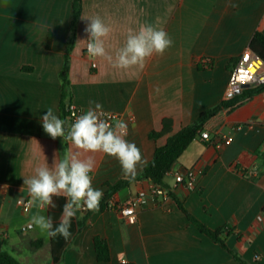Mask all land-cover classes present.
I'll use <instances>...</instances> for the list:
<instances>
[{
  "label": "crops",
  "instance_id": "crops-1",
  "mask_svg": "<svg viewBox=\"0 0 264 264\" xmlns=\"http://www.w3.org/2000/svg\"><path fill=\"white\" fill-rule=\"evenodd\" d=\"M72 12L73 0H0L2 248L17 254L22 264H240L188 220L181 203L212 230L231 225L232 232L223 236L228 248L248 264H264V100L248 124L236 129L234 123H226L210 141L195 140L173 170L200 172L196 180L177 182L174 175H166L170 198L164 202L149 198L138 211L136 224L127 223L114 209L92 212L61 260L54 259L52 240L38 227L32 224L31 230L22 232L34 215L58 212L66 198L53 197L55 208L39 209L24 185V178L35 175L37 167H51L55 156L59 160L80 152L82 159L92 157V185L103 194L107 184L124 178L115 157L85 153L60 137L52 139L42 127L41 117L49 108L62 119L59 73ZM96 16L111 29L105 48L113 58L129 31L146 24L164 30L173 44L163 55L153 54L142 68L114 67L86 51L85 28L90 21L82 17ZM257 31L264 34V0H85L69 60L72 105L86 112L99 103L102 110L117 113L128 126L125 138L149 163L170 134L228 98L231 72ZM164 119L172 120V132L150 138L162 130ZM229 135L234 140L224 145L223 138ZM152 185L149 180L137 181L111 201L121 204ZM20 199L30 201L28 211L18 204ZM82 216L79 210L72 220ZM96 236L107 240L109 262L98 261Z\"/></svg>",
  "mask_w": 264,
  "mask_h": 264
},
{
  "label": "clouds",
  "instance_id": "clouds-1",
  "mask_svg": "<svg viewBox=\"0 0 264 264\" xmlns=\"http://www.w3.org/2000/svg\"><path fill=\"white\" fill-rule=\"evenodd\" d=\"M82 19L90 21L85 28L89 34L85 40L88 54L104 58L117 68H142L153 54L163 55L173 44L164 30L146 24L140 26L138 31H129L125 45L113 58L105 48V38L111 32L110 27L99 16ZM106 116L102 105L96 103L95 108H89L69 124L49 108L41 117V123L45 133L52 139L60 137L85 153L102 152L115 157L121 165L124 178L135 180L138 167L142 169L148 161L142 156L137 145L125 138L128 134L127 123L123 120L110 123ZM94 167L95 160L92 157L82 159L80 152L69 153L59 160L55 156L51 167L47 164L39 166L35 169V175L24 178V185L28 186L29 194L33 201L37 202L39 209L55 208L53 197L63 195L67 198L58 225L54 226L51 217L40 214L31 218V224L50 238L60 235L66 241L69 240L72 236L71 221L77 211L82 208L92 212L100 210L103 191L92 185L90 173Z\"/></svg>",
  "mask_w": 264,
  "mask_h": 264
},
{
  "label": "trees",
  "instance_id": "trees-1",
  "mask_svg": "<svg viewBox=\"0 0 264 264\" xmlns=\"http://www.w3.org/2000/svg\"><path fill=\"white\" fill-rule=\"evenodd\" d=\"M84 1L85 0H73L71 33L65 50L64 65L59 73L61 81L60 110L62 119H66L67 121L69 117V108L72 105L71 84L69 79V60L70 54L72 53L75 45L76 27L82 14V5ZM51 44L52 36L50 34L47 42L48 49L51 48ZM249 48L264 61V34L257 31L249 44ZM30 69L24 68V70ZM263 100L264 83L243 89L239 94H234L213 107L207 108L198 115L193 123L181 128L175 134H170L173 127L172 120L164 119L162 130L152 132L150 134V138L157 139L161 136L170 134L166 144L156 148L152 160L143 168L142 171L137 173L135 180L122 178L115 184H107L108 190L103 194V198L100 202V209L109 210L110 201L114 194L122 189L128 188L132 183L137 181L149 180L151 183L167 189L164 181L167 173L175 168L180 157L188 149V147L195 140L201 139L202 132L207 131L211 136H216L219 129L226 123H234L236 128L248 124L251 121L252 115L257 106ZM65 203L66 198H62L59 211L49 213V217L52 218L54 226L58 225L61 221L63 206ZM178 205L187 216L188 220L195 225L201 233L208 236L214 242L220 244L224 249L230 252L234 259L240 264H248L240 255L231 251L225 242L223 236L229 235L232 232L231 225H225L212 230L198 221L181 203ZM91 213L92 211L87 210L83 213L81 219H78L75 223L73 220L71 221L70 232L72 236L87 224ZM58 238H60V235L51 238V253L55 260L62 259L65 248L71 239L70 238L66 241L63 237H61L57 243L56 240ZM0 242L5 243V240L2 239ZM94 242L98 261L109 262L111 260V254L107 240L101 238L100 236H96ZM0 264H22V262L11 252L1 248Z\"/></svg>",
  "mask_w": 264,
  "mask_h": 264
},
{
  "label": "built area",
  "instance_id": "built-area-1",
  "mask_svg": "<svg viewBox=\"0 0 264 264\" xmlns=\"http://www.w3.org/2000/svg\"><path fill=\"white\" fill-rule=\"evenodd\" d=\"M87 51V48H86ZM88 53V52H87ZM205 64H208V60H205ZM93 67H96V64H92ZM264 83V61L258 56L255 52H253L250 48H247L238 58L233 71L230 75L229 86H228V98L234 95L235 89L237 86L243 84H250L251 86L263 84ZM85 111L81 108H78L74 105H71L69 108V117L68 122L71 124L74 122L75 118ZM107 114L105 117L110 123H114L116 120H119V115L114 112L104 111ZM237 127L236 129H238ZM201 139L204 141H210L211 135L209 132L204 131L201 133ZM234 140L232 135L225 136L223 138L222 143L224 145H230ZM174 175L177 182H183L187 179L190 182H194L200 172H196L195 170H189L185 174H181L179 171L171 170L167 173ZM158 199L160 201H167L170 198L169 191L161 187L159 185L153 184L151 189L148 192H139L130 198H128L125 202L118 204L110 201V209L117 210L122 218L129 224H136L138 221V211L144 207L147 203V200ZM18 204L22 206L25 211L30 209L31 203L29 200L20 199L18 200ZM86 209H81V212H86ZM33 228L31 223H28L22 226V232H27ZM5 233L0 230V241L4 239Z\"/></svg>",
  "mask_w": 264,
  "mask_h": 264
},
{
  "label": "water",
  "instance_id": "water-1",
  "mask_svg": "<svg viewBox=\"0 0 264 264\" xmlns=\"http://www.w3.org/2000/svg\"><path fill=\"white\" fill-rule=\"evenodd\" d=\"M250 87H251L250 84H243V85L237 86L234 94H239L243 89L250 88ZM2 245L3 243L0 242V249L2 248Z\"/></svg>",
  "mask_w": 264,
  "mask_h": 264
},
{
  "label": "rangeland",
  "instance_id": "rangeland-1",
  "mask_svg": "<svg viewBox=\"0 0 264 264\" xmlns=\"http://www.w3.org/2000/svg\"><path fill=\"white\" fill-rule=\"evenodd\" d=\"M121 193H122V195L124 196V195L126 194V189H122V190H121ZM15 255H17V254H15Z\"/></svg>",
  "mask_w": 264,
  "mask_h": 264
}]
</instances>
